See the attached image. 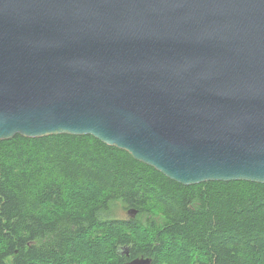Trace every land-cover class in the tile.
<instances>
[{"label": "water", "instance_id": "obj_1", "mask_svg": "<svg viewBox=\"0 0 264 264\" xmlns=\"http://www.w3.org/2000/svg\"><path fill=\"white\" fill-rule=\"evenodd\" d=\"M57 134L264 184V0H0V140Z\"/></svg>", "mask_w": 264, "mask_h": 264}, {"label": "trees", "instance_id": "obj_2", "mask_svg": "<svg viewBox=\"0 0 264 264\" xmlns=\"http://www.w3.org/2000/svg\"><path fill=\"white\" fill-rule=\"evenodd\" d=\"M130 241L151 264H264V184L182 185L91 135L0 140V264H108Z\"/></svg>", "mask_w": 264, "mask_h": 264}, {"label": "flooded vegetation", "instance_id": "obj_3", "mask_svg": "<svg viewBox=\"0 0 264 264\" xmlns=\"http://www.w3.org/2000/svg\"><path fill=\"white\" fill-rule=\"evenodd\" d=\"M124 223L131 224L132 221H124ZM119 241L120 240H118V242ZM34 244H36L35 241H30L28 243V246L31 247ZM115 252L118 255V259L113 260L112 257H110L111 255L110 252L108 251V264H124L136 258L144 257L142 253L139 252V250L135 251L134 245L131 244V241L127 243L117 244L115 248ZM190 255L191 254H189V256ZM225 256H226L225 253L221 252L217 259V264H256L254 260L252 261H249V260L241 261V260H236V259L228 260ZM204 258H206V256ZM171 264H207V260L200 259L198 254H195L194 258H186L185 261H182L178 259L176 255H173Z\"/></svg>", "mask_w": 264, "mask_h": 264}, {"label": "rangeland", "instance_id": "obj_4", "mask_svg": "<svg viewBox=\"0 0 264 264\" xmlns=\"http://www.w3.org/2000/svg\"><path fill=\"white\" fill-rule=\"evenodd\" d=\"M117 216L118 217H120V218H126V217H128L129 215L127 214V212L125 211V210H119L118 212H117ZM106 240H108V239H106ZM71 248L73 249V250H75V253L77 254L78 253V255H79V249H80V247L79 246H77V245H72L71 246ZM94 258L93 257H89V258H87V260L88 261H91V260H93ZM99 260L100 259H95L94 261L95 262H99ZM87 261V262H88ZM90 264V263H89Z\"/></svg>", "mask_w": 264, "mask_h": 264}]
</instances>
